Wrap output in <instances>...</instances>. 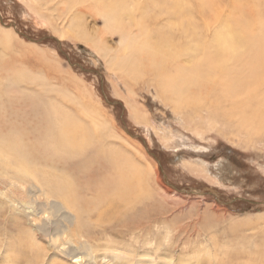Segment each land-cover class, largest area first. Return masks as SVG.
I'll list each match as a JSON object with an SVG mask.
<instances>
[{
    "label": "rangeland",
    "instance_id": "1",
    "mask_svg": "<svg viewBox=\"0 0 264 264\" xmlns=\"http://www.w3.org/2000/svg\"><path fill=\"white\" fill-rule=\"evenodd\" d=\"M66 1L0 0L7 39L0 79L17 69L34 82L13 83L8 95L26 91L69 114L67 97L83 106L93 127L106 128L104 147L129 154L145 185L139 198L127 197L133 205L112 198L77 213L0 163V264H264V135L237 133L228 120L213 124L204 114L179 116L149 79L122 78L111 61L121 34L104 36L106 53L61 38ZM99 15L84 17L91 37L104 30Z\"/></svg>",
    "mask_w": 264,
    "mask_h": 264
},
{
    "label": "bare ground",
    "instance_id": "2",
    "mask_svg": "<svg viewBox=\"0 0 264 264\" xmlns=\"http://www.w3.org/2000/svg\"><path fill=\"white\" fill-rule=\"evenodd\" d=\"M66 3L70 21L61 38L106 53L104 36L121 34L122 46L111 61L122 78L133 83L149 79L159 101L179 116L204 114L213 124L228 120L237 133L264 135V0ZM89 13H99L106 20L104 30L92 37L83 22ZM6 42L0 33L4 49ZM4 63L1 58L0 68ZM11 69L7 63L8 72ZM26 81L34 82L17 69L6 82L0 79V163L13 169L18 180L31 179L40 188L46 187L47 196L56 197L77 213H93L112 198L126 202L125 207L133 205V199L128 202L127 197H137L136 190L142 191L141 185H145V176L133 158L107 150L102 137L106 128L93 127L87 110L69 97L66 100L74 104L70 114L51 100L38 102L37 95L26 91L8 95L9 88L16 87L13 83ZM78 114L88 116L90 126L79 125ZM125 173L135 181L128 182ZM121 185L127 186L123 189ZM77 227L75 234L79 233Z\"/></svg>",
    "mask_w": 264,
    "mask_h": 264
}]
</instances>
